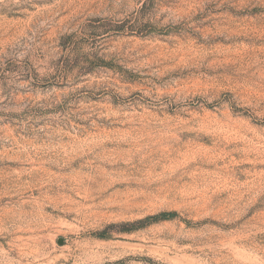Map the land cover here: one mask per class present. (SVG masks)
<instances>
[{
    "label": "rangeland",
    "instance_id": "obj_1",
    "mask_svg": "<svg viewBox=\"0 0 264 264\" xmlns=\"http://www.w3.org/2000/svg\"><path fill=\"white\" fill-rule=\"evenodd\" d=\"M0 264H264V0H0Z\"/></svg>",
    "mask_w": 264,
    "mask_h": 264
},
{
    "label": "trees",
    "instance_id": "obj_2",
    "mask_svg": "<svg viewBox=\"0 0 264 264\" xmlns=\"http://www.w3.org/2000/svg\"><path fill=\"white\" fill-rule=\"evenodd\" d=\"M168 216H169L168 213H163L161 217L166 219Z\"/></svg>",
    "mask_w": 264,
    "mask_h": 264
},
{
    "label": "water",
    "instance_id": "obj_3",
    "mask_svg": "<svg viewBox=\"0 0 264 264\" xmlns=\"http://www.w3.org/2000/svg\"><path fill=\"white\" fill-rule=\"evenodd\" d=\"M59 242H60V243H63V242H64L63 238H60V239H59Z\"/></svg>",
    "mask_w": 264,
    "mask_h": 264
}]
</instances>
